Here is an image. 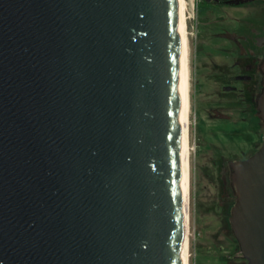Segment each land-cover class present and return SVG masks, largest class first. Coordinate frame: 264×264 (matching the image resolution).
Listing matches in <instances>:
<instances>
[{
  "label": "water",
  "instance_id": "95a60500",
  "mask_svg": "<svg viewBox=\"0 0 264 264\" xmlns=\"http://www.w3.org/2000/svg\"><path fill=\"white\" fill-rule=\"evenodd\" d=\"M228 167L264 264V136ZM185 239L180 0H0V264H184Z\"/></svg>",
  "mask_w": 264,
  "mask_h": 264
},
{
  "label": "rangeland",
  "instance_id": "374dc122",
  "mask_svg": "<svg viewBox=\"0 0 264 264\" xmlns=\"http://www.w3.org/2000/svg\"><path fill=\"white\" fill-rule=\"evenodd\" d=\"M187 2L191 69L190 264H235L241 262L242 253L229 222L235 199L228 161L259 149L262 134L257 132L262 120L255 114L251 91H226V86L244 85L232 79L234 54L226 49L229 43L215 34L222 30V24L234 23L229 15L245 11L230 7L225 9L228 15L222 9L203 7L199 0ZM223 18L221 25L211 23Z\"/></svg>",
  "mask_w": 264,
  "mask_h": 264
},
{
  "label": "flooded vegetation",
  "instance_id": "af4514ba",
  "mask_svg": "<svg viewBox=\"0 0 264 264\" xmlns=\"http://www.w3.org/2000/svg\"><path fill=\"white\" fill-rule=\"evenodd\" d=\"M199 2L203 3V7H208V9H210L209 7L222 9L228 15L229 12L225 9L230 7L244 9L245 14L232 15L234 18L229 15L234 22L231 25H225L223 22L224 18L227 19L226 17L215 19L211 23H214V25H221V22L224 23L222 24L224 25L222 30L215 35L217 38L229 43L226 49L234 54V60L230 66V70L235 72L232 79L244 85L242 88L236 85H229L226 86V91L236 92L239 90L242 93L251 91L252 100L255 101V107L257 108L258 96L264 83V74L261 68L264 62V0H199ZM227 88L230 89L228 90ZM256 114L261 119L258 116V109ZM257 134H262L261 144L258 147L260 148L264 136L263 120ZM255 152L254 150L249 155H243V157L237 159H245ZM235 264H247V260L242 256L241 262Z\"/></svg>",
  "mask_w": 264,
  "mask_h": 264
},
{
  "label": "bare ground",
  "instance_id": "6f19581e",
  "mask_svg": "<svg viewBox=\"0 0 264 264\" xmlns=\"http://www.w3.org/2000/svg\"><path fill=\"white\" fill-rule=\"evenodd\" d=\"M188 2L180 0L182 47H183V81H184V131H185V205H186V239L184 244V264H190V201H191V147H190V57H189V31H188Z\"/></svg>",
  "mask_w": 264,
  "mask_h": 264
},
{
  "label": "trees",
  "instance_id": "16d2710c",
  "mask_svg": "<svg viewBox=\"0 0 264 264\" xmlns=\"http://www.w3.org/2000/svg\"><path fill=\"white\" fill-rule=\"evenodd\" d=\"M234 199L236 200L235 196H234ZM233 232V231H232ZM234 234V233H233ZM235 236V235H234Z\"/></svg>",
  "mask_w": 264,
  "mask_h": 264
}]
</instances>
